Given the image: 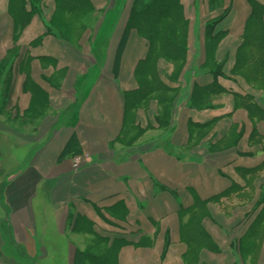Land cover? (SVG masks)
<instances>
[{
    "label": "crops",
    "instance_id": "crops-1",
    "mask_svg": "<svg viewBox=\"0 0 264 264\" xmlns=\"http://www.w3.org/2000/svg\"><path fill=\"white\" fill-rule=\"evenodd\" d=\"M179 1L185 58L140 75L133 0L67 36L0 0V264H264V0Z\"/></svg>",
    "mask_w": 264,
    "mask_h": 264
},
{
    "label": "trees",
    "instance_id": "trees-1",
    "mask_svg": "<svg viewBox=\"0 0 264 264\" xmlns=\"http://www.w3.org/2000/svg\"><path fill=\"white\" fill-rule=\"evenodd\" d=\"M36 1L40 0H21L24 6L22 9L24 17L30 16L37 10ZM56 4H58L56 7L58 12H54L53 27L63 31L64 36H67L71 30L67 25L65 29H60L57 26L59 21L57 17L62 19L63 15H69L72 19H80L85 14L87 6L89 7L88 0H56ZM130 29H134L148 42V53L138 69V74L145 75L148 72L146 66L152 62L153 58H163L174 64L185 58L187 23L183 19L182 5L179 0H133L121 45ZM140 88L137 96L138 103L152 92L153 86L144 85ZM70 148L71 141L63 149L62 155ZM77 255L79 258L83 253L78 252Z\"/></svg>",
    "mask_w": 264,
    "mask_h": 264
},
{
    "label": "built area",
    "instance_id": "built-area-1",
    "mask_svg": "<svg viewBox=\"0 0 264 264\" xmlns=\"http://www.w3.org/2000/svg\"><path fill=\"white\" fill-rule=\"evenodd\" d=\"M89 157L87 155H75L72 158V167L73 169H78L83 163L89 161Z\"/></svg>",
    "mask_w": 264,
    "mask_h": 264
},
{
    "label": "rangeland",
    "instance_id": "rangeland-1",
    "mask_svg": "<svg viewBox=\"0 0 264 264\" xmlns=\"http://www.w3.org/2000/svg\"><path fill=\"white\" fill-rule=\"evenodd\" d=\"M55 258V257H54ZM52 256L51 255H48V257H47V259H45V260H51L52 261ZM40 264H53L52 262H43V263H40Z\"/></svg>",
    "mask_w": 264,
    "mask_h": 264
}]
</instances>
